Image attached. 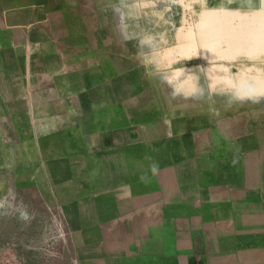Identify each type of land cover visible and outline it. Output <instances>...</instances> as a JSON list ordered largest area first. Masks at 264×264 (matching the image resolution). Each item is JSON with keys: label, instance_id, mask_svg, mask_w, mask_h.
Here are the masks:
<instances>
[{"label": "rangeland", "instance_id": "rangeland-1", "mask_svg": "<svg viewBox=\"0 0 264 264\" xmlns=\"http://www.w3.org/2000/svg\"><path fill=\"white\" fill-rule=\"evenodd\" d=\"M175 2L158 0L160 21L139 0H0V264H117L155 244L158 211L169 252L264 264V106L256 141L249 111L212 97L219 153L200 139L176 154L189 104L209 93L174 46L187 21L179 0L174 27ZM156 128L169 153L151 165L140 139ZM144 199L158 209L133 212Z\"/></svg>", "mask_w": 264, "mask_h": 264}, {"label": "crops", "instance_id": "crops-1", "mask_svg": "<svg viewBox=\"0 0 264 264\" xmlns=\"http://www.w3.org/2000/svg\"><path fill=\"white\" fill-rule=\"evenodd\" d=\"M178 2L179 0L175 2L176 8L172 5L171 9H169L173 12L171 14V22H173L174 27L179 23L180 9L182 11ZM194 3L197 7L186 11L185 37L177 41V45L174 46L178 51H186V61H188L186 73L192 81H195L196 77L200 78L198 77L200 75L198 71L201 72L204 87H201L202 89L197 87V89L199 92H208L209 96L204 100L205 104L193 101L191 105L189 104L190 101L186 102L190 105L187 111L188 114H185L189 124L185 128V133L188 135L183 132L181 135L179 132L173 136V139L178 141V144L176 143L177 146H175L176 154L187 157L201 152L198 144L200 139H206L208 141L207 146L209 145L212 148L213 144L214 149L223 143L224 139L222 138L224 137L219 134L221 133L220 128L216 126L218 119L213 116L215 113L212 115L214 107L217 105L216 103L212 105V97L225 100L231 99L229 104L226 101H213L218 102L220 105L223 103L222 107L224 109H222L224 111H226V107L228 109H235V107L236 109H247L249 111L247 117L250 118L247 121L251 125L254 124L252 139L256 141L258 140L255 132V125L258 123L257 112L258 109L264 106L262 105V102H264L262 97L264 96L260 95L261 87L263 86L261 77L264 76V58L257 56L250 59L245 54L249 49H258L264 43V0H194ZM175 17L177 24H175ZM175 47L172 46L173 49ZM171 88L173 89L174 87ZM188 90L192 92V90ZM193 91H196V88ZM240 100H245L247 103L238 104ZM158 122L163 123V121ZM193 126H196L193 131H187ZM161 132L156 128L153 133L148 134L146 132L140 139V148L142 147L146 156H150L151 165H156L157 157L162 156L163 153H169L166 142L170 138ZM225 139L227 140L226 132ZM219 151L220 149L216 148L213 153H219ZM153 157L154 162L151 160ZM145 159L148 161L147 157ZM187 162L189 165L193 164L190 159ZM157 169L153 168L155 173L151 174L155 175L153 182L156 189L159 186ZM158 171L162 172L163 168L159 167ZM144 182L147 181L144 180ZM148 184L146 185L145 183L142 186L139 192L141 197H143V194L146 195L147 190L150 189ZM60 188L64 191L69 190L66 183L61 185ZM155 196L159 197L158 195ZM191 200H184V202L189 201L192 204ZM159 204L158 199L150 201L144 199L143 202L136 204V207L133 208L132 206L131 208H133L135 213H142L145 210L149 211L153 207L158 209ZM150 218L159 220L158 224L160 227L154 230L156 233L155 244H141L139 249L133 250L136 252L130 255H123L124 258L122 259L121 257L116 260V263L195 264L196 260L192 254H188V251L180 253L179 245H174V249L171 252L168 249H164L165 246L162 244L164 230L162 213L160 211H158V214L155 212L154 216ZM187 218L188 215L182 217L184 220H187Z\"/></svg>", "mask_w": 264, "mask_h": 264}, {"label": "snow or ice", "instance_id": "snow-or-ice-1", "mask_svg": "<svg viewBox=\"0 0 264 264\" xmlns=\"http://www.w3.org/2000/svg\"><path fill=\"white\" fill-rule=\"evenodd\" d=\"M141 10H151V14L157 20L166 21L168 19V9L167 7L161 8L158 4V0H139V3L136 5ZM181 7H183L186 11H189L193 8H196L197 5L194 3V0H182ZM250 59L256 58H264V43L257 48H251L246 53ZM261 84L264 85V76L261 77ZM264 95V92L260 93Z\"/></svg>", "mask_w": 264, "mask_h": 264}]
</instances>
